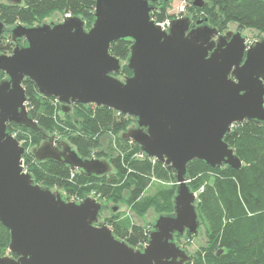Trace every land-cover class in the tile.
<instances>
[{
  "label": "water",
  "instance_id": "water-1",
  "mask_svg": "<svg viewBox=\"0 0 264 264\" xmlns=\"http://www.w3.org/2000/svg\"><path fill=\"white\" fill-rule=\"evenodd\" d=\"M1 1L17 6L23 0ZM160 1L168 0H95L89 29L81 18L65 15L57 24H17L9 31L14 47L0 55L5 76L0 80V223L10 242L0 264L190 260L175 242L176 235H195L200 227L186 165L198 160L211 168H241L224 138L244 121L264 125V39L248 45L240 32L219 35L206 21L191 26L189 15L162 30L150 19ZM203 4L193 1L197 8ZM4 29L0 21V34ZM121 39L131 41L125 61L131 76L122 80L115 77L121 62L109 52ZM24 79L41 96L55 99L63 113L71 105H94L133 118L135 127L120 139L132 141L142 155L174 171L173 211L157 217L141 249L117 239L108 225H98L105 203L89 196L66 201L23 172L25 150L7 132L8 125L41 135V143L31 150L38 162L54 161L87 176L112 170L107 160L81 159L67 142L37 126L26 108Z\"/></svg>",
  "mask_w": 264,
  "mask_h": 264
},
{
  "label": "trees",
  "instance_id": "trees-1",
  "mask_svg": "<svg viewBox=\"0 0 264 264\" xmlns=\"http://www.w3.org/2000/svg\"><path fill=\"white\" fill-rule=\"evenodd\" d=\"M202 1V8L194 7L193 2L189 6L193 18L205 19L219 31L235 24L239 30L264 33V0ZM170 3L171 0L160 1L151 16L157 21L167 19ZM94 8L95 0H23L17 6L0 0V21L5 28L0 34V55L11 53L14 47L7 27L17 24L32 27L58 12L81 18L89 29L94 21ZM130 45L129 39L110 45V54L121 62L117 78L131 76L125 65ZM3 77L0 72V80ZM22 86L28 114L43 132L65 139L81 159L107 158L112 169L106 175L87 176L54 161L38 162L28 151L23 159L35 184L59 189L67 201L79 202L93 196L100 203L122 202L138 217L150 208L159 215L172 213L177 188L174 171L147 156L140 158L136 144L120 139L121 133L135 127L133 118L94 105H75L72 115L62 113L63 118H59L56 111L62 110L55 99L41 96L29 79H24ZM12 130L21 133L18 142L24 137L22 133L31 137L30 142L22 144L26 149L41 143V135L35 131L8 125L7 132L10 134ZM104 136L110 137L106 148L102 145ZM224 141L242 162L240 169L211 168L198 160L186 165L187 185L196 194L197 215L206 237L205 245L190 255L186 264H264V125L252 121L235 124ZM153 181L175 184L161 194L145 196ZM127 221L113 214L104 223L117 239L141 249L148 241L149 229ZM184 235L187 240L195 236L187 232ZM180 237L176 235L175 240ZM9 242V231L0 223V256L8 254Z\"/></svg>",
  "mask_w": 264,
  "mask_h": 264
},
{
  "label": "rangeland",
  "instance_id": "rangeland-1",
  "mask_svg": "<svg viewBox=\"0 0 264 264\" xmlns=\"http://www.w3.org/2000/svg\"><path fill=\"white\" fill-rule=\"evenodd\" d=\"M193 1L194 0H187L186 2H184L182 0H171L170 6H169V9L167 12L168 16H169L168 18H170V20H173V19H177V18L185 17L186 15H189L190 19H192V20L196 19V18H193L192 13H190V11H189V6L192 5ZM63 17L64 16H62L60 13L54 12V13L50 14L49 16H47L46 18H44L41 21V23H39V24L48 23L50 20H53V23L57 24V23H60L62 21ZM15 26L6 28L8 35H9V31ZM85 28L87 29L86 24H85ZM225 31H232L233 33L242 31L241 35L246 39V41L248 43H252L254 41L259 40L260 36L264 39V33H259L257 31L251 30V29L239 30L235 24H229L226 27ZM118 79L122 80L123 78L118 77ZM26 108H27V106H26ZM27 111H28V109H27ZM56 113H57V116L59 118H63V114H62L63 112H60L57 110ZM67 113L72 115V109H69V112H67ZM22 134L24 137H26V139H28V141H30L31 137L27 138L28 135H25L24 133H22ZM48 135H54L58 139L67 142L65 139L60 138L59 135H56V134H48ZM17 137H15V138L17 139ZM20 140H21V138H20ZM109 140H110L109 136L103 137V139H102L103 148H106V145H107ZM71 148L73 149V147H71ZM142 156H144V155H142ZM92 159H94V158H92ZM102 159L107 160V158H102ZM102 159H100V160H102ZM174 184L175 183H164L161 181H153L150 184V186L145 190L144 195L145 196H147V195L153 196V195L161 194L163 190L170 189L171 187L174 186ZM52 191L60 192L62 197L64 198V200H66L65 194L62 191H60L59 189H52ZM94 199L97 200L96 198H94ZM97 202H99V201H97ZM103 203H105V202H103ZM105 205L107 208L106 209L103 208L100 211V216L98 219V225L103 224V222L105 221V218H108V217L112 216L113 214H117L119 217V220H122V221L128 220L130 223H135V224H138L140 226L148 227L149 231H151L152 225L154 224L155 220L159 216V214H157L153 208H150L143 216L138 217L122 202L118 203L117 205H114L112 202H107V203H105ZM113 208L115 209V211H112ZM199 234H201V235H199ZM175 242H176L177 246H179L182 250L185 249L189 256L192 255L197 249L203 247L206 243V237H205L203 226L200 224L198 232L193 238L187 240L186 236L183 235L180 238H176Z\"/></svg>",
  "mask_w": 264,
  "mask_h": 264
},
{
  "label": "built area",
  "instance_id": "built-area-1",
  "mask_svg": "<svg viewBox=\"0 0 264 264\" xmlns=\"http://www.w3.org/2000/svg\"><path fill=\"white\" fill-rule=\"evenodd\" d=\"M67 16H69V15H67ZM150 19L152 20V21H154V23L155 24H157L158 26H160V28L162 29V30H167L168 28H169V22L171 21L170 20V18H167V19H164V20H161V21H157V20H155V17H152L151 16V14H150ZM55 104H59L56 100H55ZM60 105V104H59ZM19 134H20V132L18 131V130H12L11 132H10V135L13 137V138H15V137H19ZM27 138H30V137H27ZM16 139V138H15ZM28 142H30V141H28V139H26V137H22L21 138V140H20V142H18L21 146H22V144H24L25 145V143H28ZM23 147V146H22ZM24 148V147H23ZM33 148H31V147H28L27 146V149L26 148H24V150H25V153L26 152H31V150H32ZM24 153V154H25ZM24 156V155H23ZM23 156H22V158H21V168H22V170H23V172H25V173H27V169H26V166H25V161H24V159H23ZM139 157L140 158H142V155H139ZM89 197H93V196H89ZM94 198V197H93ZM71 201H74L73 199L71 200Z\"/></svg>",
  "mask_w": 264,
  "mask_h": 264
},
{
  "label": "flooded vegetation",
  "instance_id": "flooded-vegetation-1",
  "mask_svg": "<svg viewBox=\"0 0 264 264\" xmlns=\"http://www.w3.org/2000/svg\"><path fill=\"white\" fill-rule=\"evenodd\" d=\"M198 21H201V23H203L204 21H205V19L204 20H202L201 18H196V19H194V20H192L191 19V26H193V27H197L198 25L196 24V22H198ZM216 28V27H215ZM217 29V28H216ZM218 30V29H217ZM227 32H232V31H225V30H223V31H219L218 30V33H219V35H225ZM241 33V32H240ZM246 40V39H245ZM246 43L248 44V45H250V44H252V43H248L247 41H246ZM19 44H22V43H19ZM14 45V44H13ZM3 78H5V76L3 77ZM2 78V79H3ZM73 106H75V105H71L70 106V108L69 109H72L73 108ZM11 128H14V127H11ZM114 209V208H113ZM113 209H112V211H113ZM104 223V222H103Z\"/></svg>",
  "mask_w": 264,
  "mask_h": 264
}]
</instances>
